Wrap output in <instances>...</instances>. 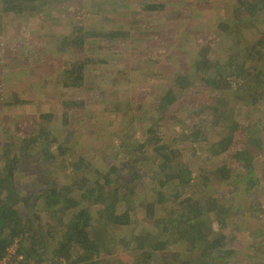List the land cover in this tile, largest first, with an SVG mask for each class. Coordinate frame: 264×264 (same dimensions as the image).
<instances>
[{
    "label": "trees",
    "instance_id": "1",
    "mask_svg": "<svg viewBox=\"0 0 264 264\" xmlns=\"http://www.w3.org/2000/svg\"><path fill=\"white\" fill-rule=\"evenodd\" d=\"M66 1L74 0H61ZM38 4L39 0H0V11L13 15L8 24L17 26L28 16L26 8ZM144 8L150 13L160 12L165 3L154 1ZM184 9L188 10V4H184ZM239 13L246 19L245 26L257 19L258 23H263L264 0L235 1L233 14L244 28ZM216 27L221 35L232 38L230 57L225 62L214 60L209 56V49L201 47L187 69L181 68L174 77L171 75L167 87L155 94V119L151 130L149 128L148 135L135 143L138 152L150 150L152 171L156 170L162 177L158 180L155 199L141 203V212H137L132 199L137 172L126 181L125 187L132 182L127 198L117 191L120 188H110V185L120 184L122 179L113 180L109 170L99 172L95 166L84 169L89 166L84 162L88 161L84 155L72 154V172L63 169L73 176L78 170L76 182L58 183L57 175H64L54 170L48 177L52 180L46 179L44 186L35 183L26 193L18 191L15 179L18 166L33 149L41 155L46 154L47 159L59 150L63 152L62 142L53 138L46 125L51 114L39 115L35 132L10 137L3 143L0 153V258L15 244L31 264H41L43 258L52 259V264H114L113 260L110 263L106 260L112 255L109 247L113 245L132 253L131 260L125 264H227L236 254L229 246L234 238L251 233L259 237L255 234L257 230L251 231L247 220L250 216L264 224V113L253 116L254 121L243 123L235 113L229 112L228 104L232 103L233 110L236 101L251 102L255 106L259 101L264 104V27L258 29L263 31L260 37L247 41L241 39L242 29L238 25L218 24ZM40 29L39 33L43 34ZM73 29L76 34L62 35L56 45L55 49L61 54L82 51L88 40L99 36L106 37L104 43L112 49L133 38V32L127 30H113L107 34L82 27ZM218 36L209 35L212 44ZM35 51L26 49L18 56L32 58ZM79 54L62 63L61 86L83 87L86 64ZM200 89L215 97L209 103L192 106L189 98ZM218 97L226 104L216 99ZM161 122L175 127L181 125L171 141L165 139ZM204 128L208 133L201 136ZM188 148L201 156L203 165L198 172L203 186L213 179L217 181L214 197L204 194L197 198L192 192L173 195L163 192L166 181L194 189V164L183 160ZM132 167L136 168L134 164ZM118 172L117 169L115 175ZM225 189L230 190L228 195L232 199L222 202V197L226 198ZM234 195L241 199L236 201L238 204ZM30 200L32 203H28ZM37 201L47 207H58L64 219L59 227L60 237L56 239L52 234L48 251L41 236L31 233L28 237L23 229L30 224L37 228L39 218L36 216V223L29 218L25 222L18 211L20 204L27 207ZM147 220H153V228L145 224ZM39 222L46 227L45 222ZM177 244L179 248H174Z\"/></svg>",
    "mask_w": 264,
    "mask_h": 264
},
{
    "label": "rangeland",
    "instance_id": "2",
    "mask_svg": "<svg viewBox=\"0 0 264 264\" xmlns=\"http://www.w3.org/2000/svg\"><path fill=\"white\" fill-rule=\"evenodd\" d=\"M154 1L165 3L164 10L144 13L142 3ZM184 4H188V10L184 9ZM46 7L49 10H45ZM26 9L29 14L22 24L9 25L6 21L1 26L0 23V45L5 47L4 52H0V153L5 141L35 132L36 119L41 113L51 114L46 125L53 138L62 142L63 152L59 150L47 159L46 154L41 155L33 149L18 166L15 175L18 191L26 193L33 185L44 186L46 179L52 180L48 177L54 170L64 175H57L58 183L76 182L78 170L73 176L63 169L72 172V154L84 155L88 159L84 162L89 165L84 169L95 166L99 172L109 170L113 180L121 178L120 184L110 185V188H120L117 191L127 198L132 182L125 187L126 181L129 182L128 179L137 172L132 195L137 212L142 210L141 203L155 199L158 180L162 178L156 170L152 171L150 150L138 152L134 148L135 143L148 135L149 128L151 130L155 119V94L167 87L169 78L177 71L187 69L201 47L206 46L214 60L225 62L230 57L232 38L221 35L216 27L218 24L238 25L244 41L260 37L263 31L258 29L264 27V22L258 23V19L245 26L246 19L239 13L244 21L242 28L233 14L235 0H39L37 6ZM31 20L34 23L26 30L24 22L29 24ZM40 26L43 34L39 33ZM77 27L107 34L108 31L127 30L133 32V38L112 49L105 45L106 37L99 36L88 40L82 51L70 50L61 54L55 49L61 36L76 34L73 28ZM14 32L15 38L11 36ZM211 34L219 35L215 44L209 39ZM26 49H35L36 55L20 58L18 53ZM78 53L86 64L85 83L81 88L63 87L62 63L76 58ZM198 91L189 98L192 106L209 103L215 97L209 91ZM216 99L224 101L221 97ZM16 100L21 102L16 103ZM262 102H256L255 106L251 102L236 101L235 110L232 103L228 104L229 112L235 113L243 123L254 121L253 116L264 113ZM161 128L165 129V139L171 141L181 125L175 127L161 122ZM204 130L201 136L208 133ZM16 132L18 135H12ZM200 157L192 148L184 151L183 160L194 164L196 170L194 189L166 181L163 192L167 195L192 192L197 198L204 194L214 197L218 183L213 179L203 186L198 172L203 165ZM117 169L119 172L115 175ZM225 190L226 198L222 197V202L232 199L228 195L230 190ZM233 199L235 203L241 201L235 195ZM18 211L25 222L29 218L36 223L37 216L39 221L46 223L44 227L37 221V228L30 224L24 225L23 229L28 237L31 233L41 236L48 251L51 237H60L59 227L64 223L62 212L58 207H47L38 201L27 207L20 204ZM93 214L96 216V211ZM247 221L251 231L257 230L255 234L259 237L251 233L234 238L229 246L236 254L227 264H264V224L250 216ZM145 224L153 228V220H147ZM173 247L177 248L178 244ZM109 249L112 253L106 257L109 263L113 260L114 264H125L132 258L131 252H124L119 247L110 245ZM40 254L45 256L41 251ZM52 263V259L43 258L41 264Z\"/></svg>",
    "mask_w": 264,
    "mask_h": 264
},
{
    "label": "built area",
    "instance_id": "3",
    "mask_svg": "<svg viewBox=\"0 0 264 264\" xmlns=\"http://www.w3.org/2000/svg\"><path fill=\"white\" fill-rule=\"evenodd\" d=\"M0 264H31L24 254L18 251L17 246L10 245L7 248L6 254L0 258Z\"/></svg>",
    "mask_w": 264,
    "mask_h": 264
},
{
    "label": "crops",
    "instance_id": "4",
    "mask_svg": "<svg viewBox=\"0 0 264 264\" xmlns=\"http://www.w3.org/2000/svg\"><path fill=\"white\" fill-rule=\"evenodd\" d=\"M235 1H236V0H235ZM142 4H143L142 7H143V9H144V13H145V12H150V10L148 11V10H146V9L144 8L145 6H148V2H143ZM0 7H1V6H0ZM11 16H13V15H11V14L8 15V14L3 13V12L0 11V23H1V26L5 25V24H6V21H10V20L12 19ZM7 23H8V22H7ZM22 23H23V22H22ZM22 23H21V24H22ZM32 23H34V21H32V20L29 21V24H28V25L26 24V22H24V26H25L26 30L28 29L29 26H31L30 24H32ZM10 25H11V24H10ZM15 26H16V25H15ZM40 27H41V26H40ZM40 27H39V29H40ZM13 30L15 31V28H14ZM15 35L17 36L16 32H14L13 35H11V36L15 38V37H16ZM4 48H5V47H3L2 45H0V52H4Z\"/></svg>",
    "mask_w": 264,
    "mask_h": 264
}]
</instances>
